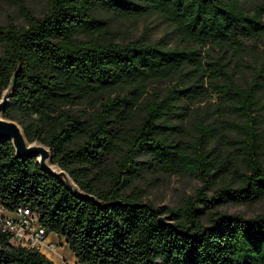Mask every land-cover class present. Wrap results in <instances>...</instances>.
<instances>
[{
  "label": "trees",
  "instance_id": "16d2710c",
  "mask_svg": "<svg viewBox=\"0 0 264 264\" xmlns=\"http://www.w3.org/2000/svg\"><path fill=\"white\" fill-rule=\"evenodd\" d=\"M11 1L26 24L0 23V98L15 77L6 117L29 142L49 147L52 163L93 198L75 195L37 159H18L12 143L0 141V201L7 209L37 210L47 233L64 238L79 264H264V215L218 209L264 199V51L245 84L209 55L214 48L242 52L246 40H263L264 0H253L251 9L247 0H46L40 16L23 0ZM101 9L159 15L182 47L77 40L79 32L106 30ZM204 83L219 102L195 113L187 141L179 123L188 105L207 95ZM214 112L235 117L243 170L211 148ZM149 166L195 176L202 185L180 207L143 203L135 182ZM227 174L234 182L215 188ZM160 216L174 226L160 225ZM0 264L55 263L0 233Z\"/></svg>",
  "mask_w": 264,
  "mask_h": 264
},
{
  "label": "rangeland",
  "instance_id": "374dc122",
  "mask_svg": "<svg viewBox=\"0 0 264 264\" xmlns=\"http://www.w3.org/2000/svg\"><path fill=\"white\" fill-rule=\"evenodd\" d=\"M247 9H251L255 4L253 0H247ZM23 4L35 15L40 16L44 13L47 2L46 0H23ZM99 16L105 20L106 30L103 33L91 34L87 31L79 32L75 35L79 41H108L112 40L116 43L125 44L133 40H143L147 43H160L166 48H181L182 44L177 36L175 28L164 21L159 15L143 16L139 18L130 16H119L112 14L108 9H101ZM0 23L2 25H25V18L21 6L11 0H0ZM246 48L242 52L224 54V51L218 48L210 49L209 55L213 61L221 59L226 63V68L232 73L233 79L239 84L248 83L252 79L253 70L258 66L261 54L264 51V39L257 42L246 40ZM207 89V95L203 100L195 104H189L186 114L179 123L180 133L182 137L190 139L195 134V113L204 114L205 109L210 111L215 109V105L219 102L217 95L213 92V87L208 83H204ZM262 117V138L264 148V92L261 96ZM235 117L231 114L223 115L214 112L209 121L215 129L216 135L210 141V146L215 147V153L219 160L227 161L233 167L244 169L243 161L240 158L238 146L233 140L237 137V130L231 126V122L235 121ZM232 174H227L218 181L215 188L223 186L227 183L234 182ZM135 185L143 191V203H151L154 206L180 207L188 196L195 193L202 183L195 176L189 174H168L160 171L155 167L144 168ZM213 190L208 192L209 195ZM221 212L228 214H238L244 218H254L258 215H264V199L253 204H243L229 202L218 208ZM58 253L62 258H57L52 253V257L46 256L53 262L58 264H78L74 263V256L69 248L63 243L58 245Z\"/></svg>",
  "mask_w": 264,
  "mask_h": 264
},
{
  "label": "water",
  "instance_id": "95a60500",
  "mask_svg": "<svg viewBox=\"0 0 264 264\" xmlns=\"http://www.w3.org/2000/svg\"><path fill=\"white\" fill-rule=\"evenodd\" d=\"M15 86V77L4 90L0 98V141H10L15 151V157L21 160L37 159L41 169L63 182L73 193L80 198H93L91 195L81 191L73 181L69 173L58 164L52 163L51 150L45 144L34 141L29 142L23 127L15 120L6 117V111L10 106ZM162 226H174L173 221L167 220L165 216L158 219Z\"/></svg>",
  "mask_w": 264,
  "mask_h": 264
},
{
  "label": "built area",
  "instance_id": "2783aa9c",
  "mask_svg": "<svg viewBox=\"0 0 264 264\" xmlns=\"http://www.w3.org/2000/svg\"><path fill=\"white\" fill-rule=\"evenodd\" d=\"M0 233L8 235L10 242L28 249H45L55 254L58 245L48 243V233L40 222V213L28 206L9 210L0 201ZM50 258V257H49Z\"/></svg>",
  "mask_w": 264,
  "mask_h": 264
},
{
  "label": "crops",
  "instance_id": "0c3cea01",
  "mask_svg": "<svg viewBox=\"0 0 264 264\" xmlns=\"http://www.w3.org/2000/svg\"><path fill=\"white\" fill-rule=\"evenodd\" d=\"M47 242L48 243H55V244H57V245H63V243L67 246V244H66V242H65V239L64 238H62V237H60V236H58L57 234H55V233H49L48 234V236H47ZM68 247V246H67ZM42 253L45 255V256H50V258L52 257L51 256V254L48 252V251H46L45 249H44V252L42 251ZM56 256H57V258L59 259L60 257L62 258V255L60 254V253H58V251L56 250ZM63 259V258H62ZM51 260V259H50ZM55 264H58V263H56V262H54ZM74 263H78L77 262V259L74 257ZM79 264V263H78Z\"/></svg>",
  "mask_w": 264,
  "mask_h": 264
},
{
  "label": "bare ground",
  "instance_id": "6f19581e",
  "mask_svg": "<svg viewBox=\"0 0 264 264\" xmlns=\"http://www.w3.org/2000/svg\"><path fill=\"white\" fill-rule=\"evenodd\" d=\"M42 251L44 252V249Z\"/></svg>",
  "mask_w": 264,
  "mask_h": 264
}]
</instances>
